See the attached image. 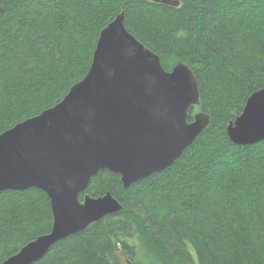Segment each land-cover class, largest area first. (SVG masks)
I'll return each mask as SVG.
<instances>
[{
    "label": "trees",
    "instance_id": "obj_1",
    "mask_svg": "<svg viewBox=\"0 0 264 264\" xmlns=\"http://www.w3.org/2000/svg\"><path fill=\"white\" fill-rule=\"evenodd\" d=\"M0 0V133L60 101L82 79L100 30L126 29L170 70L196 75L210 122L166 169L124 188L100 170L86 193L121 204L33 264H264V140L234 144L226 124L264 88V0ZM84 193L79 195L81 199ZM37 188L0 192V263L47 233Z\"/></svg>",
    "mask_w": 264,
    "mask_h": 264
},
{
    "label": "water",
    "instance_id": "obj_2",
    "mask_svg": "<svg viewBox=\"0 0 264 264\" xmlns=\"http://www.w3.org/2000/svg\"><path fill=\"white\" fill-rule=\"evenodd\" d=\"M199 102L194 73L184 63L165 71L119 12L100 30L84 77L55 105L0 134V192L41 189L52 214L48 233L0 264H33L57 241L120 211L110 192L82 201L79 194L100 170L119 174L126 188L174 163L210 122L201 111L188 121ZM243 115L248 122L228 125L230 138L264 140V88L248 96Z\"/></svg>",
    "mask_w": 264,
    "mask_h": 264
},
{
    "label": "bare ground",
    "instance_id": "obj_3",
    "mask_svg": "<svg viewBox=\"0 0 264 264\" xmlns=\"http://www.w3.org/2000/svg\"><path fill=\"white\" fill-rule=\"evenodd\" d=\"M156 1L158 2L159 0H156ZM176 1H178V0H176ZM158 3H161V2H158ZM161 4L169 5V6H175V7H176V6L179 5V2H178L177 5H171V4H165V3H161ZM121 11H123V10H121ZM121 11H120V12H121ZM116 15H117V14H116ZM116 15H115V16H116ZM112 20H113V19H112ZM108 23H109V22H108ZM108 23H107V24H108ZM107 24H106V25H107ZM106 25H105V26H106ZM124 25H125V24H124ZM105 26H104V27H105ZM104 27H103V28H104ZM137 40H138V39H137ZM143 45H144V44H143ZM145 48H147V47H145ZM147 49L150 50L149 48H147ZM150 51H151V50H150ZM151 52H152L153 54L157 55V54L154 53L153 51H151ZM157 56H158V55H157ZM158 57H159V56H158ZM159 62H160V64H161V67H162L165 71H167V72L172 71V69H173L178 63H184V62H177V63H175V64L171 67L170 70H166V69L163 67L162 63H161L160 57H159ZM184 64H185V63H184ZM89 65H90V64H89ZM185 65L189 68V66H188L187 64H185ZM189 69L193 72V70H192L191 68H189ZM87 70H88V69H87ZM193 73H194V72H193ZM85 74H86V73H85ZM194 75H195V73H194ZM195 76H196V75H195ZM83 77H84V76H83ZM83 77H82V78H83ZM80 80H81V79H80ZM72 85H73V84H72ZM72 85H71V86H72ZM71 86H70V87H71ZM68 90H69V89H68ZM198 90H199V88H198ZM66 93H67V92H66ZM252 93H253V92H252ZM252 93H251V94H252ZM247 98H248V97H247ZM247 98H246V99H247ZM245 101H246V100H245ZM58 102H59V101H58ZM199 103H200V102H199ZM55 104H56V103H55ZM55 104H54V105H55ZM244 104H245V103H244ZM198 105H199V104L191 105V106H198ZM51 107H52V106H51ZM47 109H48V108H47ZM243 110H244V106H243L242 111L240 112V114L236 115L233 119H229V120L227 121V124H226V135H227L228 139H229L232 143H234V144H237V143H235V142L230 138V136H229V134H228V132H227V127H228L229 124H232L233 126H235L236 121H237L238 119H240V118H243V120H244L245 122H246V121L248 122L247 118L244 117V115H243ZM41 112H42V111H41ZM197 112H200V110L197 111ZM197 112H193V115H194L195 113H197ZM201 112H203V111H201ZM204 113H206V112H204ZM206 114H208V113H206ZM37 115H38V114H37ZM35 116H36V115H35ZM32 117H33V116H32ZM29 118H31V117H29ZM187 118H188V116H187ZM27 119H28V118H27ZM24 120H25V119H24ZM20 122H21V121H20ZM18 123H19V122H18ZM16 124H17V123H16ZM16 124H15V125H16ZM12 127H13V126H12ZM10 128H11V127H10ZM5 131H6V130H5ZM3 132H4V131H3ZM3 132H1V133H3ZM1 133H0V134H1ZM175 161H176V160H175ZM105 170H106V169H105ZM107 171H109V170H107ZM109 172H110V171H109ZM158 172H159V171H158ZM110 173H112V172H110ZM113 174H115V173H113ZM117 175L120 177V181H121V176H120L119 174H117ZM146 178H148V177H146ZM143 179H145V178H143ZM141 180H142V179H141ZM138 181H140V180H138ZM138 181H136V182H138ZM136 182H134V183H136ZM121 183H122V181H121ZM132 184H133V183H132ZM122 186H123V184H122ZM128 187H129V186H128ZM31 188H35V187H31ZM28 189H30V188H28ZM37 189H38V188H37ZM25 190H26V189H25ZM40 190H41V189H40ZM43 192H44V191H43ZM106 192H109V191H106ZM106 192H105V193H106ZM44 193H45V192H44ZM82 193H84V195H85V194H88V193H86V191H85V192H82ZM105 193H104V194H105ZM45 194H46V193H45ZM80 194H81V193H80ZM80 194H79V195H80ZM104 194H102V195H104ZM84 195L82 196L81 199L79 198L81 201L83 200ZM88 195H89V194H88ZM102 195H99V196H102ZM111 195H112V194H111ZM89 196H91V195H89ZM99 196H91V197H99ZM112 196H113V195H112ZM49 206H50V205H49ZM113 214H114V213H113ZM108 215H110V214H108ZM104 217H105V216H104ZM102 218H103V217H102ZM96 222H97V221H96ZM93 223H94V222H93ZM51 224H52V223H51ZM91 224H92V223H91ZM87 227H88V226H87ZM87 227H86V228H87ZM50 228H51V227H50ZM86 228H85V229H86ZM49 231H50V230H49ZM49 231H48V232H49ZM82 231H83V230H82ZM48 232H47V233H48ZM80 232H81V231H80ZM78 233H79V232H78ZM44 234H46V233H44ZM75 234H76V233H75ZM40 235H42V234H40ZM72 235H73V234H72ZM38 236H39V235H38ZM69 236H70V235H69ZM36 237H37V236H36ZM36 237H35V238H36ZM67 237H68V236H67ZM35 238H34V239H35ZM65 238H66V237H65ZM32 240H33V239H32ZM32 240H30V241H32ZM28 242H29V241H28ZM28 242H27V243H28ZM25 244H26V243H25ZM25 244H24V245H25ZM21 247H22V246H21ZM21 247H20V248H21ZM18 251H19V250H18ZM14 254H15V253H14ZM12 255H13V254H12ZM10 256H11V255H10ZM8 257H9V256H8ZM41 257H42V256H41ZM41 257H40V258H41ZM5 259H6V258H5ZM5 259H4V260H5ZM127 263H128V264H131V262L128 261V260H127Z\"/></svg>",
    "mask_w": 264,
    "mask_h": 264
},
{
    "label": "rangeland",
    "instance_id": "obj_4",
    "mask_svg": "<svg viewBox=\"0 0 264 264\" xmlns=\"http://www.w3.org/2000/svg\"><path fill=\"white\" fill-rule=\"evenodd\" d=\"M138 259V264H147V261L144 259V257H139ZM133 263L137 264V260L133 259Z\"/></svg>",
    "mask_w": 264,
    "mask_h": 264
},
{
    "label": "flooded vegetation",
    "instance_id": "obj_5",
    "mask_svg": "<svg viewBox=\"0 0 264 264\" xmlns=\"http://www.w3.org/2000/svg\"><path fill=\"white\" fill-rule=\"evenodd\" d=\"M199 111V110H198ZM195 112H197V111H195Z\"/></svg>",
    "mask_w": 264,
    "mask_h": 264
}]
</instances>
